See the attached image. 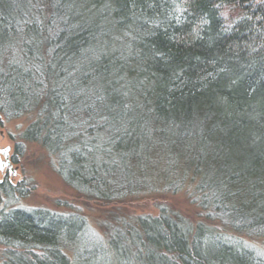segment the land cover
Returning <instances> with one entry per match:
<instances>
[{"label":"trees","instance_id":"obj_1","mask_svg":"<svg viewBox=\"0 0 264 264\" xmlns=\"http://www.w3.org/2000/svg\"><path fill=\"white\" fill-rule=\"evenodd\" d=\"M78 192L177 191L208 219L16 205L0 264H264V0H0L1 117ZM14 158V157H13Z\"/></svg>","mask_w":264,"mask_h":264},{"label":"rangeland","instance_id":"obj_2","mask_svg":"<svg viewBox=\"0 0 264 264\" xmlns=\"http://www.w3.org/2000/svg\"><path fill=\"white\" fill-rule=\"evenodd\" d=\"M1 118L0 148L9 147L11 168L15 171L12 172L8 165L0 166V179L7 177L12 183L21 181V185L28 188V192L19 197L16 205L44 207L63 214L78 211L100 235L104 232L102 222L105 217H110L116 212L127 217L140 213L156 214L160 205H166L194 223L205 221L220 231H229L218 220L206 218L204 210L191 201L187 184H183L175 192L141 191L110 201L84 195L66 183L55 171L52 165L53 157L40 143L21 137V131L31 120L29 115ZM2 158L4 157L0 151V159ZM3 197L0 195V206L3 204ZM248 238L257 245H264V241L259 237ZM4 248L0 243V260Z\"/></svg>","mask_w":264,"mask_h":264},{"label":"water","instance_id":"obj_3","mask_svg":"<svg viewBox=\"0 0 264 264\" xmlns=\"http://www.w3.org/2000/svg\"><path fill=\"white\" fill-rule=\"evenodd\" d=\"M0 151L2 152L3 154V157L2 159H0V166H4V165H8L10 168H11V161H10V158H9V147L6 146L4 148H0ZM12 172L15 171V169L11 168Z\"/></svg>","mask_w":264,"mask_h":264},{"label":"flooded vegetation","instance_id":"obj_4","mask_svg":"<svg viewBox=\"0 0 264 264\" xmlns=\"http://www.w3.org/2000/svg\"><path fill=\"white\" fill-rule=\"evenodd\" d=\"M1 168V167H0Z\"/></svg>","mask_w":264,"mask_h":264}]
</instances>
